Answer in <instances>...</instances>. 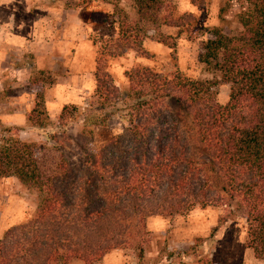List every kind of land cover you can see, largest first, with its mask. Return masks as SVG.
I'll list each match as a JSON object with an SVG mask.
<instances>
[{
    "label": "trees",
    "instance_id": "obj_1",
    "mask_svg": "<svg viewBox=\"0 0 264 264\" xmlns=\"http://www.w3.org/2000/svg\"><path fill=\"white\" fill-rule=\"evenodd\" d=\"M188 1L201 6V0ZM219 1L221 25L204 29L197 61L227 85L222 105L215 82L140 66L123 73L120 92L106 61L124 50L147 56L142 28L173 27L189 39L198 30L190 16L164 12L162 0L104 1L118 17L117 36L96 50L93 95L108 117L127 122V132L86 156L79 168L63 162L58 173L42 179L30 143L0 127V178L14 177L38 197L34 215L2 234L0 264H91L126 243L129 221L142 225L149 217L178 216L225 200L245 211L244 245L264 262V0ZM122 2L131 19L117 12ZM232 9L239 27L234 34L225 32L224 20ZM91 20L105 18L92 13ZM156 42L174 47L173 37L162 33ZM41 103L37 94L34 109ZM136 250L142 259V249Z\"/></svg>",
    "mask_w": 264,
    "mask_h": 264
},
{
    "label": "rangeland",
    "instance_id": "obj_2",
    "mask_svg": "<svg viewBox=\"0 0 264 264\" xmlns=\"http://www.w3.org/2000/svg\"><path fill=\"white\" fill-rule=\"evenodd\" d=\"M104 1L80 5L82 0H17L14 6L8 4L14 9L12 16L9 9L3 10L9 19L4 20L0 12V127L30 143L42 179L58 173L63 162L79 168L86 156L127 132V122L108 117L107 107L100 106L93 95L96 50L100 42L117 36L118 17ZM66 3L75 7L66 8ZM219 4V0H201L198 8L188 0H162L164 12L190 16L198 35L189 39L177 28L145 26L141 46L147 56L124 50L119 57L107 59L112 84L123 92V73L134 66L163 75L178 71L190 80L215 82V100L224 104L227 85L197 61L204 29L221 25ZM121 5L122 11H117L121 18L131 19L129 9L123 2ZM92 13L103 15L104 22L94 24ZM224 20L225 32L239 30L233 9ZM160 33L173 37L172 49L156 42ZM37 94L42 103L34 109ZM105 117L108 119L102 123ZM37 198L35 191L14 177L0 178V238L6 229L34 215ZM223 203L196 207L178 216L149 217L142 225L129 221L126 243L91 264H264L244 245L245 211L233 201ZM212 228L213 235L207 239ZM138 247L143 255L139 260L135 255ZM69 264L83 263L72 259Z\"/></svg>",
    "mask_w": 264,
    "mask_h": 264
},
{
    "label": "crops",
    "instance_id": "obj_3",
    "mask_svg": "<svg viewBox=\"0 0 264 264\" xmlns=\"http://www.w3.org/2000/svg\"><path fill=\"white\" fill-rule=\"evenodd\" d=\"M17 2V0H0V12H1V14H2V18L5 20V19H9V16L11 15L12 16V14L14 13L13 11H14V9L13 10H11V9H9L8 8V6L9 5H15V3ZM9 4V5H8ZM4 9H9L8 11L10 12L9 14V16H6L4 13H3V10ZM12 12H11V11ZM13 17H14V15H13ZM3 22V21H2ZM0 24H1V22H0ZM13 37H15L16 39H18V36L16 35V34H13L12 33V38ZM104 257H109V254L107 255H105ZM104 259V258H103Z\"/></svg>",
    "mask_w": 264,
    "mask_h": 264
}]
</instances>
